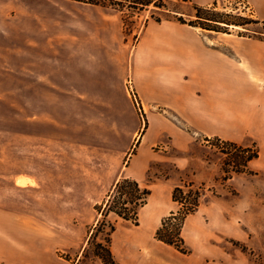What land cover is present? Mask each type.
<instances>
[{"label": "rangeland", "instance_id": "obj_1", "mask_svg": "<svg viewBox=\"0 0 264 264\" xmlns=\"http://www.w3.org/2000/svg\"><path fill=\"white\" fill-rule=\"evenodd\" d=\"M162 1L163 9L115 8L111 0L100 7L77 0H0L2 189H18V214L48 220L62 260L105 264L94 252L106 235L88 245L102 218L96 207L118 178L128 176L152 196L139 210L138 224L106 217L116 227L111 249L127 237L142 236L148 245L133 256L137 264H149L150 256L176 264H264V172L256 176L249 164L246 172H232L226 180L223 169L231 170L229 165L243 157L238 148L192 130L138 93L132 53L145 24L157 18L196 21L189 0ZM208 13L248 23L220 33L264 38V22L248 0H220ZM250 148L258 152L255 145ZM138 156L147 166L141 176L134 165ZM21 178L30 183L18 186ZM189 183L203 188L204 196L185 221L189 253L183 254L155 234L177 210L173 189ZM117 253L114 259L121 264Z\"/></svg>", "mask_w": 264, "mask_h": 264}, {"label": "crops", "instance_id": "obj_2", "mask_svg": "<svg viewBox=\"0 0 264 264\" xmlns=\"http://www.w3.org/2000/svg\"><path fill=\"white\" fill-rule=\"evenodd\" d=\"M189 1L211 7L220 0ZM248 1L264 22V0ZM211 32L172 19L149 21L132 53L137 90L144 101L170 110L196 132L243 147L255 145L259 156L249 164L258 176L264 172V38ZM134 165L140 176L147 170L143 157ZM28 183L17 181L18 186ZM17 190L2 189L0 157V264H76L74 258L58 256L57 237L49 236L47 219L18 214ZM145 245L146 238L130 236L116 249L114 245L112 253L118 252L121 264H137L133 256ZM158 260L176 264L166 256H150L147 263Z\"/></svg>", "mask_w": 264, "mask_h": 264}, {"label": "trees", "instance_id": "obj_3", "mask_svg": "<svg viewBox=\"0 0 264 264\" xmlns=\"http://www.w3.org/2000/svg\"><path fill=\"white\" fill-rule=\"evenodd\" d=\"M77 1L103 6H106L107 2V0ZM110 3L115 8H123L126 5L132 8H146L151 5H154L159 9L166 7L162 0H111ZM121 8L120 10H122ZM194 8L197 12L196 21L187 22L182 18L178 19V21L182 24L201 27L203 29L216 32H223L222 28H228L230 25L234 24L209 16L208 12L210 11L211 7H203L195 4ZM155 21L162 22V19L157 18ZM245 24L248 23H235L234 25L244 26ZM221 25H225L226 27H222ZM217 140L222 142L221 139ZM225 143L238 148L243 154L241 160L234 162L233 166L231 164L229 165L232 168L231 170L227 168L223 169L224 172L227 173V176L225 177L227 180L231 178L232 172L236 174L246 172L248 170L249 163L252 160L258 158L259 153L250 147H242L234 142L225 141ZM185 187L176 186L173 189L172 200L177 204L178 209L176 211H172L170 215L162 221L161 226L157 229L155 234V238L158 241L175 248L177 251L183 254L189 253L185 247V240L182 235L185 221L190 215L195 214L200 209L204 196L203 188L196 187L194 183H189L188 185H185ZM151 194L152 191L148 187L142 186L141 183L136 179L124 176L113 185L103 203L96 207L99 214L102 215V218L98 221L97 225L91 232L88 245H92L99 234L106 235L104 238L105 244L103 242L97 243V249L94 252L97 257L104 261L105 264H117L111 249L112 235L116 231V227L114 224H108L106 217L110 214H114L118 218H121L125 221L138 224L139 210L148 204ZM107 227H110L108 232H106ZM86 251L87 247L85 248L84 253H86Z\"/></svg>", "mask_w": 264, "mask_h": 264}]
</instances>
